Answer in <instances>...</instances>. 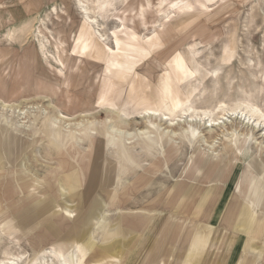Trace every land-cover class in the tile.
Masks as SVG:
<instances>
[{"label":"rangeland","instance_id":"obj_1","mask_svg":"<svg viewBox=\"0 0 264 264\" xmlns=\"http://www.w3.org/2000/svg\"><path fill=\"white\" fill-rule=\"evenodd\" d=\"M215 70L217 82L210 80ZM167 77L182 104L191 106L184 119L196 115L200 126L193 130L197 139L182 137L177 156L157 169L154 166L175 144L167 136L172 129L159 120L149 123L143 113L154 110L163 118L178 110L165 89ZM0 100L7 104L0 102V121L39 132L33 146L11 145L25 158L0 170V226L5 222L0 227L1 260L224 264L234 235H241L243 245L248 241L245 234L210 231V220L217 207L213 222L217 224L247 155L264 153V0H0ZM220 102L222 108L215 110ZM235 108L241 114L238 118L231 112ZM58 112L71 119L66 122L70 135L66 144L85 137L80 143L86 153L85 178L59 169L40 133ZM110 124L121 130V137L128 140L124 146L133 152L134 161L126 157L130 179L142 170L156 169L153 186L138 188L147 197L120 202L113 194L103 195L107 189L102 187L90 201L70 197L73 176L79 195L90 181V189L94 186L95 170L109 156L94 161V146L89 145L95 144L96 133L102 140L115 138L104 135ZM50 126L63 130L55 123ZM182 131L180 125L177 132ZM212 133L219 135L217 139L210 138ZM17 135L34 139L30 132ZM239 140L242 162L226 170L227 181L217 194L198 204L197 195L206 190L200 186L185 201H166L197 153L209 157L204 171L195 166L205 183L210 147L227 154L230 146L239 150ZM114 148L109 144L108 150ZM111 165L106 163V169ZM52 177L55 186L48 189L45 183ZM263 206L264 200L257 218L264 215ZM219 220L226 223L227 217ZM79 227L84 231L81 239ZM126 241L129 245L123 250ZM257 243L261 247L246 264H264V233Z\"/></svg>","mask_w":264,"mask_h":264},{"label":"crops","instance_id":"obj_2","mask_svg":"<svg viewBox=\"0 0 264 264\" xmlns=\"http://www.w3.org/2000/svg\"><path fill=\"white\" fill-rule=\"evenodd\" d=\"M0 102H2L5 107L7 106V104L5 105V102H3L2 100H0ZM57 114H59V115L61 114L63 116L62 112L55 113L52 120L47 122L45 128L41 129L40 133L43 136H45V138H47L48 145L52 149L51 156H53V159H55L57 161V166L59 167V169H61L62 171H66V172H69V171L78 172L81 174V176L83 178H85V176H86L85 174L87 172L86 153H84L82 151V148H81L82 144H80L82 142V139H85V137H76L75 138L76 142L75 141L72 142L70 140L71 142L69 144H66V142L69 141L68 137L70 138V135L67 134L68 132H66L68 127L65 125V120H63L64 122L62 121V123H60V124L55 123V118H56ZM80 114H82V113H80ZM2 118L3 117L0 115V119H2ZM7 119L9 120L10 118H7ZM10 122H12V121H10ZM52 123H55V125H58V126L60 125V127L63 130H61V131L57 130V132H56L55 131L56 129L54 130L50 126V124H52ZM20 127L21 126H18L17 124L15 125V127H13L12 125L10 126L6 119H5V124H4V122L0 121V170H3L6 167H9L10 163L11 164L17 163V161H20V163H21V160L23 158H25V154L23 155V153H19V150H17V151L12 150V148L10 147L11 145H14L16 143H20V144L26 143L29 146H33L38 141V139L35 138V135L37 136V134L39 132L25 131ZM18 131L20 133L21 132H23V133L30 132L34 136V139L33 140L28 139L26 141L22 137H20V136L18 137V135H17ZM105 134L107 136H111V134H107L106 132H104V135ZM96 136H97L96 139L93 138L95 144L93 143L92 146L89 145V149H91L94 146L93 147V151L95 153L94 161L98 162L97 159H99V157H101V158H104V156H109V157H106L104 159L105 160V162L103 163L104 165H102L101 167H97V169L95 170V175H94L95 179H94V183H93L94 186L92 187V189H90V185H91L90 184L91 181H90L89 184L87 185L86 192L83 195L82 194L79 195L76 192V190L74 189V186H78V185L76 183H73V182H75V180H77L76 177L73 176L69 180L70 184H68L69 185L68 195L72 198H77L80 201L83 200L84 202H86V201H90V199L92 197H95V195L98 193V192H96V190H98L99 188L102 187V188L107 189V191L103 192L104 193L103 195H107V198H110L113 194V198L117 201H120V202H123V201L126 202L128 200L136 198L137 196H138V198H140V197L144 198L145 196L147 197L146 194H144V193L141 194L140 192H138V188H141V187L145 188L146 187L149 189L150 187L153 186V179H155V170L156 169L155 170H152V169L148 170L149 173H147V171H145V170L144 171L142 170V172L139 173L136 176V178L130 179L128 176L129 171H126L125 166H126V164H128L127 158L129 159L128 162L129 161L131 162V160L134 161V159H133V152L130 150V148H128L127 146H124V144L125 145L128 144V140L126 138H122V137L121 138L115 137L116 139L115 138H113V139L107 138L106 139L105 136H103L104 139L102 140L101 134H99V133H96ZM123 139H125L127 143ZM6 140H8L9 143L5 144ZM77 140H78V142H77ZM121 140H123L124 143L122 142L123 145L119 146V141L121 142ZM56 143L59 145L58 147H56ZM109 144H111V146H115V148L112 150H108ZM143 150H145V149H143ZM96 157H97V159H96ZM163 159H166L165 162L168 163L167 157L166 158L164 157ZM163 159L161 161H158L161 163L157 162V164L154 167H156L157 169H161L166 164L163 162L164 161ZM108 162H111L112 165L109 169H106V163H108ZM110 171H113L114 176L110 175V173H109ZM207 173H208V175L211 174L209 170L207 171ZM185 175L186 174H184V176ZM197 176H199L198 172L192 171L190 173V178L185 177L186 179H189V180H187V182L189 181L190 184L194 183V185H193L194 190L191 192V194L193 193V195L195 193L194 191H195L196 187L203 186L202 188H208V189L210 188V186H209L210 185V175L207 176L209 179H207L205 181V183H204V180H202V178L204 177L203 174H201L199 177H197ZM183 178L184 177H181L177 181V183H180L183 180ZM53 179H55V178L52 177V178L47 179L45 186L48 189L52 188V186L55 184V183L52 184V182H51V180H53ZM125 180L127 183L125 182ZM176 184H175V187L177 186ZM37 186H39V185H37ZM36 189H32V191L36 192ZM110 190H111V192H110ZM94 192H96V193L94 194ZM177 192H178L177 189L174 190V192H173L174 195H177L176 194ZM257 195L247 196V198H246V200H244V203L242 204V206L243 207H249L250 203H247V202L248 201L250 202L251 200L256 201V199L258 197ZM198 196L199 195H197V197ZM165 198H166V201H169L171 204H174L175 202H177L179 200L178 198H176V196H174L173 198H170V197L168 198L166 196ZM198 200H199V197H198ZM216 209H217V207L214 209V212H213L211 220H210V224L217 220V217H216L217 216V214H216L217 210ZM262 216L264 217V215H262ZM218 221H219V219H218ZM218 221H217V223H218ZM3 224H5V222H3L1 224V226ZM217 232H219V231H217ZM233 232L245 234L248 238V241L243 245L241 235H234L233 241L231 242L230 248L226 254L224 264H236V263L242 264L243 260H244V264H246L248 261V258L251 255L253 257L255 255L256 251L261 247L257 243V239L259 238L260 235H262L264 233V231H262L260 233H254L253 231H247V232L246 231H233ZM52 233H53V235H56L55 231ZM83 233H84V231L82 230L81 227H79V229H78V238L79 239L82 238ZM222 233H224V232H222ZM228 233H232V231H230ZM122 245H123L122 249L125 250V248L129 245V241L122 242ZM40 251H41V248H40ZM105 255L110 256L112 259H114V260H110L111 262L114 263L117 261V258L113 257L111 254H105ZM101 260H103V259H100L96 262H101ZM250 264H252V262Z\"/></svg>","mask_w":264,"mask_h":264},{"label":"bare ground","instance_id":"obj_3","mask_svg":"<svg viewBox=\"0 0 264 264\" xmlns=\"http://www.w3.org/2000/svg\"><path fill=\"white\" fill-rule=\"evenodd\" d=\"M189 3L190 2H187L184 5L179 6L175 11L182 9L184 6L188 5ZM84 9H86V8H84ZM175 11H173V12H175ZM84 13H86V12H84ZM94 19H96V18H94ZM165 69L166 68L163 69V72ZM196 72H198V70H196ZM217 72H218L217 70L214 71V75L210 76L211 77L210 80H213L214 82L219 81L220 77L218 76ZM209 75H210V72H209ZM171 80H172L171 77H167V80L165 82V89L170 94L169 97H170L171 101L173 102L174 107L176 109H178L179 111L176 110L175 112L165 113L163 118H158V113H160L158 111L146 110L143 113V117L145 119L147 118L149 123H151L152 120H155V121L159 120L160 123L164 122V125L167 126V128L172 129L171 131L167 132L168 133L167 136L170 139H172L175 144L173 145L172 151H168L169 153L167 156L168 157L167 162L171 161L173 159V157L177 156L175 152L177 151L176 149H177L178 145L180 144V139L184 136H187L190 139L193 138L192 136H196L195 131H193L194 128L195 127L198 128L200 126L197 122V121H200V119L196 115H191L189 120L184 119L186 117V114L188 113V111L191 109V106L189 104H182V101L180 99L181 97H180L179 93L176 92L177 89H175L173 87ZM5 105H6V103H5ZM221 105H223L222 102H220L219 105H217L215 107V110L221 109L222 108ZM238 110H239L238 108L231 110L233 116H235L237 118L241 116V114L238 112ZM179 113H180V115H179ZM24 116H25V114H24ZM247 119L248 118L245 116V120H247ZM63 120H65L66 126H67L66 122L68 121V123H69L71 121V119H68L65 116L63 117L61 114L60 115L57 114V116L55 118V123L60 124V123H62ZM72 123H70V124L73 125ZM210 123H211V121L207 120L205 125L206 126L208 124L211 125ZM180 125L182 126V129H183L181 135H179L180 133L177 132L180 128ZM207 127H209V126H207ZM188 128H189V131L186 130ZM106 133L112 134L116 138H120L121 134H122L121 130L113 127L111 124L107 126ZM162 134L165 135L164 133H162ZM218 136H219L218 134L216 135V134L212 133L210 135V138L215 140V139H217ZM196 139H197V136H196ZM240 141L241 140L237 141V143L239 145L238 146L239 150L235 151L233 146H230L227 149L229 151L227 154H221L220 155V153H217L216 148L214 149V148L210 147V149L213 151V153L210 154V173H211L210 174V188L209 189L206 188V190L201 195L198 196L199 197V200L197 201L198 204H200V203L202 204V202L205 199L211 198L212 195H214L216 193V191L218 190L220 184L225 185V182L227 181V177H228V173L226 172V170L228 168L236 166L238 163L242 162V160L240 158H241V151L243 150V144ZM231 143L234 144V141H232ZM213 147H215V146L213 145ZM261 151L264 152V150H261ZM257 153H258V150H257ZM172 154L174 156H171ZM208 158L209 157L206 156V154H204V153H201V152L197 153L196 157L194 158L192 167L190 166L188 172L191 173L192 171H196L195 166H199V165H201L202 171H204L203 169H205L206 166L209 165V162H207ZM166 164H168V163H166ZM238 170H240V169H238ZM188 172L185 173L186 175L184 176L183 180L180 183L176 184L177 186L175 187V189L178 190V192L176 193L177 195H174V193H172L171 198L176 196V198H178L182 201L189 199L191 192L194 190L193 189L194 183L190 184L189 181L187 182V180H189V179H186V178L187 177L190 178V173H188ZM198 174H202V172H198ZM237 177L238 178H237V181L235 182L234 190H233L232 194L231 193L229 194L228 199H227L228 203L225 205V208L223 209V211L219 217V219H220L221 217L226 216L227 221H226V223H222L219 220L217 224L216 223L215 224L213 223L214 225L210 224V231L215 230V231H222L225 233L228 231L229 232L230 231H232V232L233 231H246V232L247 231H253L254 233H260V232L264 231V223H262V224L258 223V222H256V220L261 219V218L264 219V217L260 214V216L257 218L256 212H258L259 205L263 201V194H264V192L261 193V190L262 191L264 190V153H262V156L254 155L253 153L250 155H247V161L245 162V165L243 166L242 170L239 173V176L237 175ZM251 195L252 196L253 195L258 196L256 201L255 200H251L250 202L246 201L247 203H250V205H249V207H243L242 204L244 203V200H246L247 196H251ZM0 264H16V263L14 261L13 262L12 261L6 262L5 260L0 259Z\"/></svg>","mask_w":264,"mask_h":264}]
</instances>
